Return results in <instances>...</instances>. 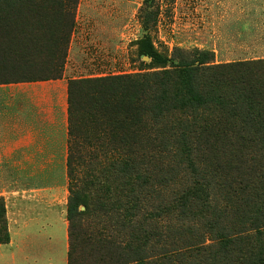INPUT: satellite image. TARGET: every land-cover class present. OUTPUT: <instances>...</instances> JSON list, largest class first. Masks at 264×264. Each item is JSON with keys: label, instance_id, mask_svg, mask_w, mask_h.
I'll return each instance as SVG.
<instances>
[{"label": "rangeland", "instance_id": "1", "mask_svg": "<svg viewBox=\"0 0 264 264\" xmlns=\"http://www.w3.org/2000/svg\"><path fill=\"white\" fill-rule=\"evenodd\" d=\"M27 2L0 0V24L13 15L28 19L34 9ZM59 3L75 22L61 78L0 84V238L9 237L0 243V264H68L70 228L75 264H200L223 260L225 251L236 260L239 252L256 250L253 231L237 234L238 206L232 209L209 178L207 155L195 150L191 130L195 115L215 119L220 168L234 158L222 145L242 136L246 179L264 155V128L256 133L249 118L227 120L223 104L195 114L177 109L169 117L173 136L161 151L86 148L70 177L67 86L73 79L123 75L158 81L181 64L204 70L264 60V0H48L46 6L55 10ZM155 53L167 62H156ZM206 75L199 72L200 87ZM203 89L214 98L223 95ZM225 92L229 96L230 89ZM197 182L212 183L211 199L181 209L177 198ZM253 189L250 181L246 195ZM74 193L77 204L69 214Z\"/></svg>", "mask_w": 264, "mask_h": 264}, {"label": "trees", "instance_id": "2", "mask_svg": "<svg viewBox=\"0 0 264 264\" xmlns=\"http://www.w3.org/2000/svg\"><path fill=\"white\" fill-rule=\"evenodd\" d=\"M8 1L11 0H3L4 3ZM26 1L34 9L28 19L13 15L4 26L0 24V84L3 85L59 79L62 76L69 38L75 26L74 16L61 3L51 10L46 6L48 0ZM50 12L54 17L53 24L49 21ZM153 58L161 64L167 62L156 53ZM180 66L164 72L158 81L148 79L152 76L146 75L70 80L67 86L69 143L66 160L69 176L74 173L86 148L124 154L161 151L173 136L169 117L177 109H190L195 114L196 110L209 112L223 104L226 114L230 115L225 117L227 120L235 116L245 120L249 118L256 125V133L264 128V60L231 61L204 70ZM202 71H207L204 87L220 89L222 96L211 97L204 87H200L199 72ZM227 88L230 89L229 96L225 92ZM195 118L198 121L191 130L195 150L207 155L208 176L216 187L222 189V197H228L232 209L238 206L235 210L236 224H239L237 234L253 231L259 246L256 250L239 252V259L236 260L229 258L225 251L223 260L200 264H264V155L252 162L254 175L243 179L244 171L249 167L244 157L248 143H244V138L238 135L222 145L221 148L227 153L229 151L234 158H229L225 167L220 168L216 158L220 142L216 121L206 115H195ZM231 125L226 122L225 128ZM235 131L238 132L237 129ZM250 181L254 186L253 194L246 195ZM194 184L177 198L181 209L187 207L190 201L207 203L211 199L209 189L212 183ZM77 199L74 193L69 200V214ZM247 225L250 229L246 228ZM69 232L73 241L68 264H75V239L71 228ZM221 240L222 246L226 247L227 236L221 237ZM0 243H9L8 234L4 239L0 238Z\"/></svg>", "mask_w": 264, "mask_h": 264}, {"label": "crops", "instance_id": "3", "mask_svg": "<svg viewBox=\"0 0 264 264\" xmlns=\"http://www.w3.org/2000/svg\"><path fill=\"white\" fill-rule=\"evenodd\" d=\"M43 83H46V82H43ZM44 92V91H43ZM44 93L49 94L48 91H45ZM16 94H13L12 96L14 97ZM37 106H39V101L36 103V105H33V109L34 108H37Z\"/></svg>", "mask_w": 264, "mask_h": 264}]
</instances>
